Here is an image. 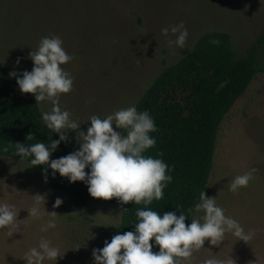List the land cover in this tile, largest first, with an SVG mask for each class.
<instances>
[{
	"label": "rangeland",
	"instance_id": "rangeland-1",
	"mask_svg": "<svg viewBox=\"0 0 264 264\" xmlns=\"http://www.w3.org/2000/svg\"><path fill=\"white\" fill-rule=\"evenodd\" d=\"M181 21L188 38L183 48L170 47L161 29ZM263 30L264 0H0V68L8 75L30 71L28 53L42 37L59 36L73 57L62 65L73 87L60 95L59 105L86 131L89 116L103 118L135 104L163 67L185 56L204 32L228 33L243 55ZM169 38L175 37L169 33ZM37 105L40 112L52 107L50 102ZM75 136V131L67 133V153L79 147ZM252 168L256 172L246 186L229 189L235 176ZM38 194L44 197L38 202L41 215L28 216ZM204 194L251 238L242 241L226 232L216 245L205 240L191 258H180L181 264H202L213 255L223 264H264V72L219 125ZM57 197L62 203L53 208ZM0 203L12 206L21 220L18 229L0 228V264H25V253L41 238L57 246L60 255L43 264H94L92 249L103 246L121 219L119 208L104 203L73 209L27 162L15 158L0 157ZM202 217L203 210H195L193 219L202 222ZM50 219L55 228L45 230Z\"/></svg>",
	"mask_w": 264,
	"mask_h": 264
},
{
	"label": "clouds",
	"instance_id": "clouds-1",
	"mask_svg": "<svg viewBox=\"0 0 264 264\" xmlns=\"http://www.w3.org/2000/svg\"><path fill=\"white\" fill-rule=\"evenodd\" d=\"M169 33L175 38H169ZM161 34L166 37L170 47L175 45L183 48L188 38V30L182 21L162 28ZM210 43L219 44V41L213 39ZM28 57L32 61L31 70H25L20 75L11 72L9 76L15 77L21 93L33 94L36 103H51L49 111L41 112V120L58 138L51 139L50 144L40 141L16 143V154L20 158L30 157L29 163L32 166L46 165L53 175L58 173L66 177L69 183L84 182L92 198H116L120 205L132 202L145 206L154 199H161L163 190L172 181L171 168L158 158L161 153H157L155 158L144 154L156 143L150 133L157 131V126L149 112L137 111L135 104H132L103 118L93 114L88 117L90 126L86 131L79 130L81 123L59 105L60 95L69 93L73 87L72 75L62 67L73 57L65 51L60 37H42L37 48L28 53ZM225 83L221 82L219 87ZM113 125L116 129H122L124 134L114 130ZM69 131L76 132L75 139L79 147L64 156L49 160L58 145L68 141ZM32 139L33 135L29 132L25 141ZM255 172L256 169L252 168L235 176L229 183V189L235 191L246 186ZM34 197L37 204L27 213L28 216L38 217L41 215L38 202L44 200V197L39 194ZM61 203V198L57 197L52 207L56 208ZM194 208L197 211L203 210L202 222L194 218L187 226L183 212L179 215L173 211L158 214L148 207L137 208L135 216L138 219L134 230L117 232L101 248H93L91 255L94 264H181L180 258H191L193 251L202 247L205 240L210 245H216L223 240L226 232H231L242 241L251 238V232L246 233L238 221L224 214V209L216 204L215 198L206 197L203 191L199 193V202L194 204ZM121 210L128 211L123 208ZM47 213L53 217L57 215L55 212ZM20 221L12 206L0 203V228L18 229ZM47 228H55L54 220L47 221L45 230ZM153 246H158L159 250L153 252ZM58 257L59 248L41 238L37 246L29 248L25 253L24 262L43 264L46 259L56 262ZM202 264L223 262L213 255L204 259Z\"/></svg>",
	"mask_w": 264,
	"mask_h": 264
},
{
	"label": "trees",
	"instance_id": "trees-1",
	"mask_svg": "<svg viewBox=\"0 0 264 264\" xmlns=\"http://www.w3.org/2000/svg\"><path fill=\"white\" fill-rule=\"evenodd\" d=\"M216 39L219 44L210 43ZM264 72V30L251 42L246 53L239 55L230 36L222 31L204 32L191 50L176 63L163 67L143 95L135 103L137 111H148L157 126L150 133L156 143L144 154L162 159L170 166L172 181L159 200L149 205H120L116 198H92L84 182L69 183L66 177L46 165L32 166L30 157L20 158L16 143L50 144L58 138L41 120V112L31 94L21 93L15 81L0 68V157L27 162L48 188L64 195L73 209L86 208L90 203L116 206L121 211L118 226L105 237L110 240L117 232L133 231L137 208L148 207L158 214L183 212L185 225L195 213L194 204L204 192L212 166L219 125L235 101L247 90L258 73ZM226 81L223 87L221 82ZM31 132L32 140L25 141ZM121 134L124 132L122 130ZM68 154L64 142L51 153L49 160ZM87 172V168L85 169ZM167 172V170H166ZM128 210L127 212L121 209ZM104 241V242H105ZM152 242L150 241V244ZM153 252L158 246H153Z\"/></svg>",
	"mask_w": 264,
	"mask_h": 264
}]
</instances>
